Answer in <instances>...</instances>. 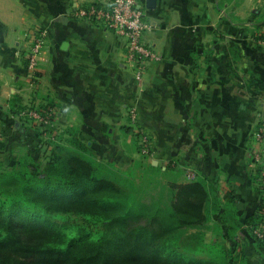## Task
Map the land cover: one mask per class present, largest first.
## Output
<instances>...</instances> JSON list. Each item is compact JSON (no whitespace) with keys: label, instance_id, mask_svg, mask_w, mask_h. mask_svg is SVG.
<instances>
[{"label":"crops","instance_id":"obj_1","mask_svg":"<svg viewBox=\"0 0 264 264\" xmlns=\"http://www.w3.org/2000/svg\"><path fill=\"white\" fill-rule=\"evenodd\" d=\"M139 1L156 54L140 77L124 36L76 14L97 0H0V173L50 154V138L132 154L144 132L149 153L180 171L179 183L190 170L217 183L222 202H234L249 263L264 264L245 224L261 200L264 40L256 36L264 28L253 24L264 0H156L154 9ZM43 33L33 78L28 56ZM31 106L53 110L51 131L20 118ZM211 221L221 227L211 240H222L218 213Z\"/></svg>","mask_w":264,"mask_h":264},{"label":"trees","instance_id":"obj_2","mask_svg":"<svg viewBox=\"0 0 264 264\" xmlns=\"http://www.w3.org/2000/svg\"><path fill=\"white\" fill-rule=\"evenodd\" d=\"M257 17L259 32L264 7ZM144 135L138 134L139 152ZM78 139L68 140L69 147L50 138L44 163L29 156L0 173V264H250L234 202H222L216 182L199 175L171 184L166 199L140 196L135 187L122 188L104 164L101 171L91 163ZM257 173L260 207L245 224L264 248L254 234L264 232L261 164ZM215 213L225 224L222 240L207 241Z\"/></svg>","mask_w":264,"mask_h":264},{"label":"built area","instance_id":"obj_3","mask_svg":"<svg viewBox=\"0 0 264 264\" xmlns=\"http://www.w3.org/2000/svg\"><path fill=\"white\" fill-rule=\"evenodd\" d=\"M76 14L93 22L102 23L109 31L124 36L127 41V61L137 66L140 70L139 77L147 61L156 57L153 49L144 41V34L150 28V24L139 0H97L93 5L79 7ZM45 46L44 33L37 36L32 43L27 67L33 78L40 64V57ZM19 116L23 120L45 129L52 124L54 112L47 107L36 108L31 106L24 109ZM143 140L145 148L142 151L147 154L149 141H147V138ZM256 160H258L257 163L262 165V175L264 177V157L258 156ZM197 177L198 173L194 170L188 171L185 175L186 180L189 182L196 180ZM261 205L264 209V202ZM254 234L264 241V232L256 229Z\"/></svg>","mask_w":264,"mask_h":264},{"label":"rangeland","instance_id":"obj_4","mask_svg":"<svg viewBox=\"0 0 264 264\" xmlns=\"http://www.w3.org/2000/svg\"><path fill=\"white\" fill-rule=\"evenodd\" d=\"M144 138H147V141L151 142L150 137L145 134L141 139V149L145 148ZM139 140V138H138ZM79 143L82 145H86L88 147L87 153L83 155L87 157L91 163L95 166H100V170L103 171V164L105 169L108 168L110 172H112V176L116 178V180L120 183L121 187L126 189L131 187H135L136 191H138L140 196H144L145 194H153L156 198L161 197L167 198L168 189L171 184L178 183L180 181V171L176 172L171 169H167L169 166L166 165V161L162 156L150 154L148 151V155H144L142 152H133L125 153V154H105L102 149H95L89 145L83 139H78ZM138 143H140L138 141ZM67 146H71L70 143L65 142ZM73 150L77 151L79 145L73 143ZM49 154L46 152L42 157L38 158L39 160L45 162L46 156ZM169 164V163H167ZM106 165L108 167H106ZM97 168V167H96ZM2 184L3 181H0ZM164 200L159 201V205H163ZM145 223V222H143ZM106 224V223H105ZM106 227V226H105ZM221 227L218 226L217 223L211 221L207 225V229L205 230L207 233V240H211L213 234L219 235L221 232ZM254 239V237H252ZM255 240V239H254ZM115 243H111L109 245H114ZM244 253L246 255V260L249 262V256L246 254V249L244 244L242 245ZM260 249L264 250L263 247L258 245ZM115 247H111V250H114Z\"/></svg>","mask_w":264,"mask_h":264},{"label":"water","instance_id":"obj_5","mask_svg":"<svg viewBox=\"0 0 264 264\" xmlns=\"http://www.w3.org/2000/svg\"><path fill=\"white\" fill-rule=\"evenodd\" d=\"M156 6V0H147V7L150 9H154Z\"/></svg>","mask_w":264,"mask_h":264}]
</instances>
